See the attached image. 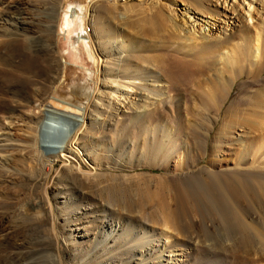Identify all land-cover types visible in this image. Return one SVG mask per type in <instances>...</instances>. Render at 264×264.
<instances>
[{
  "label": "bare ground",
  "instance_id": "bare-ground-1",
  "mask_svg": "<svg viewBox=\"0 0 264 264\" xmlns=\"http://www.w3.org/2000/svg\"><path fill=\"white\" fill-rule=\"evenodd\" d=\"M106 1L63 0L68 9L61 11L64 14L62 25L54 28L59 34L62 32L68 49L63 78L58 75L62 70L61 59L55 58L48 64L57 70L51 77L57 95L54 100L71 114L41 105L38 115L25 116L14 112L17 107L28 105L27 97L19 95L20 89L27 88L34 100L45 90L32 74L28 78L20 74L32 72L35 66L37 55L33 53L38 44L31 33L37 8H33L34 0H0V37L6 36L9 41L5 47L17 52L9 56L21 57L23 48L33 52L23 63L0 68L5 78L18 83L17 89L11 91L10 102L0 100V110L9 118L8 124L20 121L13 131L5 132L0 125V170H9L10 165L14 168L19 162L21 165L25 157L47 178L63 179V185L67 186L63 201L51 200L48 209L53 222L41 228L57 233L61 245L76 250L77 239H86L87 229L94 225L98 236L88 256L99 257L102 252L110 251L113 260H120L127 253V258L117 264H189L198 248H202L205 252L202 264H264V0H240L237 7L233 5L230 9L231 23L230 15L227 18L219 9L220 3L226 4L228 0H184L185 12L190 7L195 13L226 17L217 34L205 22L194 29L192 22L185 26V22L176 21L172 6L175 0L163 5L156 0H138L137 3L111 0L108 8ZM245 1L246 7L238 10ZM100 12L107 15L102 16ZM131 13L146 15L147 29H142L145 33L137 30L131 34L128 30L126 18ZM88 22L92 24L93 33L90 28L89 32L86 30ZM54 25L48 27L52 29ZM107 30L113 32L112 38L97 44L93 35L104 37ZM158 48L165 49L160 56L147 51ZM182 51L186 56L189 51H195L204 58L217 53L219 60L202 64V61L194 62L173 54ZM170 58L179 62L177 65L173 60L177 65L173 73H169L167 61ZM192 65L195 70L191 69ZM177 70L193 83L195 77L203 76L201 83L200 79L194 84L199 82L194 89H198L200 95L202 90L213 91L211 99L206 101L198 91L185 86L183 81L180 83L182 78L177 77ZM244 71L249 79L244 84L249 82L254 89H246L244 97L222 110L233 84L228 72L239 79ZM177 78H180L179 83ZM66 85H69L68 91L63 89ZM173 94L177 96L173 98ZM192 95L196 96L192 98ZM23 116L27 124L21 123ZM130 116L145 125L142 145L136 152L142 164L160 168L169 183L178 184L190 195L189 206L186 204L188 214L169 206L165 211L157 209L155 223L158 227L150 226L145 213L134 209L133 214L129 208L127 211V206L123 207L116 198L105 196L101 201L93 190L101 188L105 180L113 184L115 180H130L131 176L140 174L122 171L123 164L107 162L106 155L96 152V149H124L125 144L117 143L114 134L119 131L121 121ZM101 126L107 128L102 133L103 141L96 137ZM42 132L43 138L40 137ZM12 140L24 142L20 155L13 156L7 151ZM147 141L166 144V159L148 155ZM57 159L63 170L52 175L50 166ZM129 159L126 158L131 167ZM201 160L205 164L197 167ZM77 195L87 198L86 203L73 208L71 202ZM54 197L56 195L52 199ZM66 197L69 202L64 210L61 203L66 202ZM88 199H93L94 204L87 203ZM27 204L31 209L39 206L38 210L43 205L37 199ZM39 213L36 212V216ZM35 214L33 212V217ZM69 223L73 225L71 228ZM7 232L8 228L0 222V235ZM27 257V254L15 253L10 263L32 264ZM50 260L47 264H56Z\"/></svg>",
  "mask_w": 264,
  "mask_h": 264
},
{
  "label": "rangeland",
  "instance_id": "rangeland-1",
  "mask_svg": "<svg viewBox=\"0 0 264 264\" xmlns=\"http://www.w3.org/2000/svg\"><path fill=\"white\" fill-rule=\"evenodd\" d=\"M10 1V0H9ZM118 3H124L125 1L127 3H137L138 0H117ZM111 0L106 1V6H110L109 4L111 3ZM167 0H156V3L160 4H166ZM240 0H228L226 4L220 3L219 9L222 10V12L226 13L227 18L230 15L231 19H229L230 23L231 20H233V14H231V7L238 6V3ZM246 1L243 2L241 6L238 7V10L241 9V7L245 6L246 7ZM38 5V6H37ZM66 5V6H65ZM71 5V4H70ZM69 5V6H70ZM173 6V12L176 17V21L180 23H184L185 26L190 25V23H194V29H197L199 26V23L205 22L208 24V27L211 28V31L215 34L219 32L221 26H223L225 16H212L209 13H195L193 12V9L189 7L188 12H185V1L184 0H175V3L172 4ZM62 7V8H61ZM66 7V8H65ZM34 11L35 12V19L34 24L32 26V32L31 33L33 36H35V43L37 45V51L41 52H35L33 53L34 55H37V57L34 60L35 66L32 69V72H24L20 73L24 77L28 78L29 74H32L31 76L33 79H35L36 83L38 85H43L45 90L39 97V99H35L34 96L31 97L29 96L28 92L26 91L27 88H21L19 95L20 96H25L27 97L28 105L23 106V107H17L14 112L15 113H22L25 116H31L33 114L38 115L39 114V108L41 105H45L46 107L53 108L57 112H62L65 114L70 115V112H67L69 110L63 111L61 108L62 106L56 103V100H54V97H57V95L54 93V85L51 84V77L52 74H55L57 70L54 69V66H49V61L56 59H61L60 60V69L58 72L59 77L63 78V75L65 74V70L67 68V56L66 53L68 52V49L66 47L65 39H62L64 36L62 32L60 34L57 32L56 29L59 28V25H62V15L61 11L64 9V12L66 11L67 4L63 2V0H34ZM106 11V10H105ZM1 12V9H0ZM38 14V15H37ZM102 16H106L107 12H100L99 13ZM104 14V15H103ZM1 15V13H0ZM57 15V16H56ZM145 14H129L126 18V22L128 24V30L131 32V34H135V31L138 30V32H142L144 29H147V21L145 19ZM185 19V20H184ZM61 23V24H60ZM227 23V22H226ZM55 24L52 26V29L48 27L49 25ZM58 24V25H57ZM207 26V25H205ZM56 28V29H54ZM93 33V27L90 22H88V25L86 27V30L89 32ZM109 29V28H107ZM143 29V30H142ZM61 31V30H60ZM134 31V32H132ZM145 33V31H143ZM30 34V33H29ZM39 34V35H38ZM104 37H102L100 34L93 35V39L96 40V43L98 42L100 45L101 41L109 40L112 38L114 35L113 32L107 30L104 33ZM183 34V32L181 33ZM63 35V36H62ZM60 36V37H59ZM131 36V35H129ZM3 37V36H2ZM0 37V61L3 62V64H0V68L5 67V69H8L11 67V63H23L25 60V57L29 54H32L31 51L27 50L26 48H23V50L20 52L21 57L19 56H9L11 54H17L15 50H10V48L5 47V43L8 42V38L4 36L3 38ZM65 38V37H64ZM61 39V40H60ZM128 39H131V37H128ZM46 43V44H42ZM63 40V41H62ZM47 41V42H46ZM56 42V43H55ZM62 42V43H61ZM184 42V41H183ZM97 43V44H98ZM127 43V42H126ZM147 43V41H145ZM179 43L181 44H186V42L182 43V40H179ZM40 44V45H39ZM53 44V45H52ZM152 44V43H151ZM4 45V47H3ZM46 45L48 47H46ZM39 47V48H38ZM43 49H42V48ZM49 48V49H48ZM129 49L128 47H126ZM46 49V50H45ZM52 49V51H51ZM27 50V51H26ZM67 50V51H64ZM164 50V51H163ZM170 50V49H169ZM11 51V52H10ZM25 51V52H24ZM56 51V52H55ZM150 54L158 55L160 56L165 52L164 48H158L154 50H147ZM46 52V53H45ZM182 51L180 53H173L174 55L180 54L181 57L184 58H190L191 61L196 62V60L202 61V64H205L207 61L211 60H219L217 53H212L206 58H204L202 55L196 53L195 51H189L187 53L188 55ZM55 53V55H54ZM159 53V54H158ZM7 55V56H5ZM41 55V56H40ZM61 55V56H59ZM2 56V57H1ZM56 56V57H54ZM179 56V57H180ZM46 57V58H45ZM62 57V58H61ZM3 58V59H2ZM5 58L6 61H5ZM170 58L168 64L170 65L169 67V73L175 72V67L178 65L179 62L177 60L175 61L174 59ZM185 59V60H187ZM23 60V61H22ZM66 60V61H65ZM177 63L174 62V61ZM189 60V59H188ZM65 62V63H63ZM47 64V66H46ZM52 64V63H50ZM66 64V65H65ZM10 65V66H9ZM175 65V66H174ZM63 66V67H62ZM173 66V67H171ZM192 70H195L194 65L190 66ZM49 70H48V69ZM54 71V72H52ZM35 73V75H34ZM37 74V75H36ZM244 73L241 74L240 78H234L231 72H228L229 78L233 80L232 84V89L230 90V94L226 99V103L223 107L222 110L225 111L226 107L228 105H234L236 104V101L241 97H244L246 89L251 90L254 89L253 84H244L248 79V77ZM34 75V76H33ZM75 76V74H72ZM177 77L182 78L180 83H185V86H189L190 89H193L195 91H198L199 95L201 94L196 86L201 83L203 79H201L203 76H201V81L197 77L195 83L193 81L187 80L188 77L184 78L183 72H180L177 70L176 73ZM29 76V77H31ZM183 76V77H181ZM227 76V75H225ZM7 78V77H6ZM4 77V74L0 73V100L3 101V103H8L10 102V94L17 89L18 86L17 82L13 79H6ZM179 78V80H180ZM194 78V79H195ZM204 78V77H203ZM60 78H58L59 80ZM193 79V80H194ZM10 80V82H9ZM39 80V81H38ZM50 80V81H49ZM179 80L177 78V81L179 83ZM197 80L199 81L196 86ZM8 81V82H7ZM65 79H63V83H65ZM183 81V82H182ZM243 81V82H242ZM188 82V83H187ZM192 85H190V83ZM239 82H242V86H239ZM17 83V84H16ZM14 87V88H13ZM252 87V88H251ZM68 88V89H67ZM65 91L69 90V85L64 86L63 88ZM201 89V88H200ZM205 89L206 88H202ZM201 89V90H202ZM210 90L213 89V87H209ZM13 90V91H12ZM12 91V92H11ZM46 91V92H45ZM209 91V90H208ZM207 90L206 92L202 90V98H204L206 101H209L211 98V93H209ZM22 94V95H21ZM12 95V94H11ZM10 96V97H9ZM177 94H173L172 97L175 98ZM196 95H192V98H194ZM52 100H50V99ZM54 100V101H53ZM45 103V104H44ZM56 104V105H55ZM52 105V106H51ZM58 105V106H57ZM35 106V107H34ZM61 108H60V107ZM26 107V108H24ZM29 107V108H28ZM32 107V108H31ZM23 108V109H21ZM0 110V125L2 126V129L6 132L7 130L13 131L12 129H15L14 127L18 124L19 122H11L14 124H8V117L4 114H2ZM4 115V116H3ZM185 116V115H184ZM23 122L25 121V124L28 123L26 122L27 118L23 116ZM20 123V124H21ZM32 124V123H31ZM104 127V128H102ZM144 127L145 125L139 120L135 119L133 117H128L126 120L121 121L119 124V131L115 132L114 138L117 141V143L125 144L124 149H113V150H101V149H96V152L106 155L107 159H105L107 162H112V163H120L124 165V168H122V171H129L133 172L136 174L130 177L136 180H119L113 183L109 180H105V182H102L103 186L101 188H94L93 190L97 194V198L101 199L106 196L109 197L110 199L113 198L120 204L125 207V209L128 211L127 208H129V212L133 213L132 211L134 209H137L143 213L146 214V217L148 221L151 223L150 226L153 227H158L159 225L155 223L156 221V212L160 210H167L166 207H171V209H176L177 211L180 212H186L188 214V204L190 200V195H188V192L184 191L180 186L176 183H169L167 180L165 174H162V170L160 168L154 167L150 168L147 167L146 165L142 164V158L138 157L136 152L139 150V147L142 145V137L144 135ZM96 128V127H95ZM102 129V130H101ZM107 128L106 126H101L98 131H96V135L99 133L101 135H97L96 137L99 139V141H103L105 139V136H103L102 133L106 132ZM109 135V134H108ZM110 138H108L109 140ZM150 140V139H149ZM15 141V140H14ZM12 140L11 148H9L7 151L9 153H12L13 156L15 155H20V153L23 152L24 148H22L24 145L22 141ZM18 142V144L16 143ZM131 144V145H130ZM147 147H145L147 154L148 155H157L160 157V159L164 158L166 159V156L164 155L167 150L166 144L164 143H159L156 141H147L146 143ZM14 147V148H13ZM19 147V148H18ZM13 149V150H12ZM10 150V151H9ZM12 150V152H11ZM130 151V153H129ZM115 152V154H114ZM131 152H132V157H131ZM11 156V154H10ZM130 158L131 160V167L129 166V161L126 160V158ZM23 162V163H22ZM25 163V164H24ZM226 163V162H225ZM223 163V164H225ZM24 164V165H23ZM34 162L32 160L23 157L21 159V165L20 162L17 164L16 167H12V165L8 166V169H2L0 170V222H3L4 225L8 228L7 235H0V264H11V257L15 253H20V254H27L26 260L31 261L32 264H47V261L52 259L56 264H78L79 261L81 260L82 262L79 264H106L105 262H110L113 260L112 254L110 251H105L102 252L99 257H93V256H88L87 253L90 251V249L93 247V244L95 242V237L98 236V234L95 232L94 225L90 226L87 229V235L88 237L85 239H77L75 243V248L76 250H73L72 248L64 245H61L59 240L57 239V233L55 234L54 232H46L42 230L44 224L50 226L52 224V213H49V203L54 200L63 201V196L65 195L64 192L66 191L65 185H63L64 181L63 179H58V178H47L42 174V171L38 170L33 166ZM202 164H205L204 161H200L197 164V167L201 166ZM61 166V167H60ZM144 166V167H142ZM19 167V169L17 168ZM52 167V168H51ZM131 168V169H130ZM62 165L60 164V160H54L52 165L50 166V173L53 175L56 173L59 174L62 171ZM4 171V172H3ZM41 173H40V172ZM39 173V174H38ZM49 173V174H50ZM160 173V176L158 174ZM37 175V176H36ZM141 177V178H140ZM158 178V179H157ZM168 182H167V181ZM131 183V185L128 184ZM134 181V182H133ZM139 181V182H138ZM109 182V183H108ZM126 182V183H123ZM137 182V183H136ZM105 183H108L105 185ZM122 183V184H120ZM168 183V184H167ZM105 187L108 186V187ZM119 185V186H118ZM122 185V186H121ZM128 185V186H127ZM111 186V187H110ZM113 186V187H112ZM118 186V187H117ZM171 186V187H170ZM122 187V188H121ZM99 189V191H97ZM106 189V190H105ZM104 192H103V191ZM92 191V190H91ZM57 192V193H56ZM54 193V195H53ZM94 193V192H93ZM51 196H50V195ZM105 194V195H102ZM56 195V198L52 199L53 196ZM60 195L62 197H60ZM47 198V199H46ZM49 198V199H48ZM37 201L40 203V208L39 210L37 209L39 206L34 207V209H31L27 203L31 201ZM74 199V198H73ZM87 198H78L77 197L71 202L73 208L75 207H80L79 205L83 206L84 203H86ZM102 199L101 201H103ZM123 201V202H122ZM67 197H66V202L61 203L62 208L65 210L67 208ZM95 202L93 199H88L87 203ZM42 203V204H41ZM124 203V204H123ZM48 204V205H47ZM188 206H187V205ZM46 205V206H45ZM44 207V208H43ZM46 207V208H45ZM132 208V209H131ZM164 208V209H163ZM181 208V209H180ZM48 209V211H47ZM158 209V210H157ZM170 208H168L169 210ZM34 210V211H33ZM40 212L39 215L36 216V212L38 214V211ZM44 210V211H43ZM183 210V211H182ZM41 211H43L41 213ZM46 211V212H45ZM33 212H34V217H33ZM47 213V215H46ZM134 212L133 214H135ZM190 213V212H189ZM92 214V213H91ZM132 214V215H133ZM43 217H42V216ZM46 215V216H45ZM51 215V216H49ZM87 214L86 216H88ZM39 216V218H38ZM34 218V219H33ZM41 218V219H40ZM51 218V219H50ZM84 218V217H81ZM136 219V218H135ZM81 220V219H79ZM86 220H90L89 217H86ZM88 221L87 223H89ZM95 224H98V222H95ZM69 223L68 227H72ZM42 227V228H41ZM151 228V227H148ZM69 229V228H68ZM43 231V232H42ZM45 232V233H44ZM52 233V235H51ZM50 235V236H49ZM51 237V238H49ZM105 244L102 245V247ZM29 249V250H28ZM25 250V251H24ZM75 251V254H72ZM167 251H163V254L166 255ZM204 255L205 252L201 248L194 253L193 259L189 264H202L204 262ZM72 256V257H70ZM88 256V257H87ZM164 256V255H163ZM85 260H83V258ZM124 258H127V253L124 254L123 257H121L120 260H113L111 264H117V262H122L124 261ZM50 260V261H52ZM73 260V261H72ZM76 260V261H75ZM87 260V261H86ZM52 261V262H53ZM90 261V262H89ZM53 262V263H54Z\"/></svg>",
  "mask_w": 264,
  "mask_h": 264
},
{
  "label": "water",
  "instance_id": "water-1",
  "mask_svg": "<svg viewBox=\"0 0 264 264\" xmlns=\"http://www.w3.org/2000/svg\"><path fill=\"white\" fill-rule=\"evenodd\" d=\"M44 131V130H43ZM44 132H42V134L40 135L41 138L45 137V135L43 134Z\"/></svg>",
  "mask_w": 264,
  "mask_h": 264
}]
</instances>
